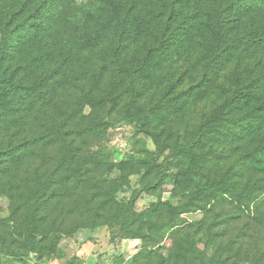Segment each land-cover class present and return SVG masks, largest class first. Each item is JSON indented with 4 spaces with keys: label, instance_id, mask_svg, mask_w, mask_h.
I'll return each mask as SVG.
<instances>
[{
    "label": "rangeland",
    "instance_id": "374dc122",
    "mask_svg": "<svg viewBox=\"0 0 264 264\" xmlns=\"http://www.w3.org/2000/svg\"><path fill=\"white\" fill-rule=\"evenodd\" d=\"M30 2L28 12L40 0ZM51 2L59 6L61 29L84 9L96 10L97 5L96 0ZM145 2L136 0L139 5ZM224 2L212 0L213 6L200 18L203 31L193 46L173 45L147 67L139 63L145 41L131 40L122 65L136 64L132 78L113 66L99 75L105 49L80 51L46 85L42 101L15 104L18 111L11 114L24 121L28 118L32 127L19 130L12 122L5 131L0 129L2 149L69 116L66 137L80 147L83 169H94L84 174L87 179L82 183L90 187L96 182L101 190L90 193L78 188L49 211L43 225L56 231L40 235L44 241L39 244L45 248L53 244V251L31 253L22 248L18 237L26 213L21 194L31 175L52 167L57 148H40L36 158H24L18 167H8L7 159L1 158L0 264H172L171 254L186 240L194 244L196 264H264V157L254 151L258 135L241 132L242 113L235 111L202 149L193 147L204 117L230 89L232 73L238 68L248 80L264 70V46L249 48L244 58L238 40L217 68L210 63L212 44L204 27L225 15ZM245 20L240 18L232 38L240 37ZM26 58L24 53L11 51L4 68L21 76ZM202 80H206L204 86ZM85 95L89 104L80 107ZM258 95L264 97V89ZM131 100L134 121L129 117ZM88 126L94 129L86 132ZM141 127L158 133L162 148ZM188 150L203 154L204 160L196 174L190 172L175 181L176 174L192 166ZM221 179L228 182L223 191L227 196L220 201L192 196L206 183ZM252 186L261 189L254 191L257 199L248 209L229 198L237 196L244 202L242 191ZM118 205L123 206L121 219L133 218V223H108ZM156 208L160 211L155 213ZM99 220L107 224L99 225ZM72 228L74 233L68 235L66 231Z\"/></svg>",
    "mask_w": 264,
    "mask_h": 264
},
{
    "label": "trees",
    "instance_id": "16d2710c",
    "mask_svg": "<svg viewBox=\"0 0 264 264\" xmlns=\"http://www.w3.org/2000/svg\"><path fill=\"white\" fill-rule=\"evenodd\" d=\"M31 0H0V129L2 132L12 123L17 124L19 130L26 131L32 127L20 117H14L11 112H17L16 103L40 102L46 96V85L62 71L63 64L68 62L80 51L97 52L105 49L106 61L101 66L100 74L114 67L118 72L132 78L136 71V64L122 65V55L126 52L130 41L142 40L140 66L147 67L155 56H161L173 45L190 48L197 36L203 31L200 18L207 15L212 0H146L139 5L136 0H96V10L84 9L73 20L59 26V6L51 0H40L36 9H32ZM225 15L217 18L216 23L205 24V30L210 36L212 48L210 63L217 68L225 61L232 44L238 40L242 45V57H247L248 49L264 46V0H225ZM245 17L243 30L238 38H232L233 29L240 18ZM232 23L230 26L229 23ZM244 40L243 43L240 41ZM237 42V41H236ZM11 51H18L26 55L28 64L25 72L18 76L6 71L5 60ZM206 80H202L201 86ZM224 99L214 110L204 117L198 129V136L193 142L195 149H202L207 139L217 133L219 124L230 119L235 111L242 113L240 130L249 135H258L254 151L264 157V97L258 92L264 89V70L257 72L248 80L238 68L232 73ZM89 104L87 95L83 97L80 107ZM133 101L129 104V117L132 115ZM76 114V113H75ZM69 116H64L57 123H53L35 136H29L12 148L0 145V159L6 158L8 167H18L22 159L36 158L40 148L55 146L57 153L52 167L42 172H35L29 177V186L24 188L23 202L26 213L21 218L18 237L25 251L37 254H50L53 244L48 248L39 243L44 241L40 235L46 236L56 230L49 231L43 225L49 211L76 189L84 192L101 190L99 184L93 182L88 187V171L80 163V147L66 137ZM30 121V120H29ZM94 129L88 126L87 131ZM152 139L157 148H162L160 135L150 131L147 127L140 128ZM192 166L186 171L174 176L175 181L188 173H197L198 166L203 162L204 155L188 150ZM178 156V153L175 154ZM19 164V165H18ZM14 165V166H12ZM18 165V166H16ZM31 181V183H30ZM227 180L206 183L192 194L193 197L203 196L212 201H220ZM260 186L246 187L242 191L244 202L239 197H229L241 209H248L257 197H253ZM264 189V188H262ZM221 192V195L219 193ZM264 193V190L262 191ZM108 193V191L106 192ZM113 190L110 191L111 198ZM248 202V203H246ZM258 204V203H257ZM130 206V205H129ZM111 213V220L119 223H133L135 220L121 219L123 206ZM156 208L155 213L159 212ZM98 212V211H97ZM118 219V220H116ZM94 220V219H93ZM99 225L107 222L99 220ZM74 228L66 231L68 235L74 233ZM43 239V240H41ZM171 254L172 264H196L197 252L191 241H184L183 246ZM239 254H236L238 256ZM215 264H225L218 261Z\"/></svg>",
    "mask_w": 264,
    "mask_h": 264
}]
</instances>
